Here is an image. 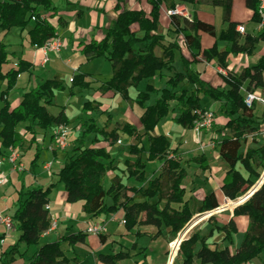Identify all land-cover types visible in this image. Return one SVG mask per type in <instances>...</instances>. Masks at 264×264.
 Returning <instances> with one entry per match:
<instances>
[{"label": "trees", "instance_id": "16d2710c", "mask_svg": "<svg viewBox=\"0 0 264 264\" xmlns=\"http://www.w3.org/2000/svg\"><path fill=\"white\" fill-rule=\"evenodd\" d=\"M115 9L119 10L116 18L106 28L100 39L81 41V51L90 58L105 57L111 63V77L100 84L101 93L109 90L119 93L130 103L136 102L143 110L139 120L143 131L140 132L129 122L116 123L107 130L109 115L104 126H99L90 116L99 110L100 103L86 100L77 118L79 131L72 140V146L64 153V161L55 172L56 180L46 186H24L17 191L15 208L11 213L17 238L0 252V264H15L18 257L22 258L28 248L35 249L24 264H77L80 256L62 247L66 243L71 249L85 242L87 232L78 230L60 235L54 240L41 242V234L50 225V209L45 207L49 202L51 190L57 183L63 184L66 201L69 203L83 201L82 210L89 217L108 216L119 210L123 211L124 227L131 230L141 225H153L156 231L152 237L161 234L162 228H169V236L175 238L178 232L191 220L194 210L187 195L184 179L187 167L179 159V153L165 134L153 135L158 122L170 112L175 113L172 120L183 128L194 129L198 120L197 110H206L200 104V95H207L219 102L218 112L226 118L223 125L212 123L215 136L213 143L221 159L226 163L222 175L220 190L223 196L235 200L245 194L259 179L264 169V107L261 113L256 112L258 99H253L248 106L242 88L250 93L257 90L264 94V55H261L253 68L246 66L240 72L227 69L229 54H251L255 45L264 41V17L260 13V0H245L252 16L262 21L260 31L256 35L246 34L241 42L236 27L237 22L230 18L232 0H217L223 9V20L227 26L216 31L215 26L199 19L194 13L189 17L170 14V24L174 35L167 37L158 32L160 9L162 5L174 9L177 2L193 0H148L151 8L149 13L143 9H120L116 0ZM56 17V23L53 18ZM33 19V20H32ZM28 30L30 43L42 47L44 43L57 35V25L66 22L58 15L53 0H0V30L12 27L24 29L30 22ZM137 25V30L131 26ZM139 32V33H137ZM200 32H205L228 44L219 50L216 42L209 48L202 49ZM182 35L184 44L192 59L180 55L182 70H175L174 51H180L177 36ZM160 53L155 52L156 48ZM202 54L206 61L215 59L226 73H220L227 88L213 86L201 77L200 72L191 64L197 62ZM16 55L7 50V45L0 42V81L6 86L0 90V155L8 147H22L24 138L18 130L24 124V133L31 135L34 142L39 130L56 129L59 125H69L71 119L62 108L53 114L48 106L53 104L55 92L66 88L65 82L58 76L47 78L22 93L19 103L11 107L8 94L14 87L21 72L29 71L32 64L16 56L15 66L4 70ZM173 71L161 88L147 82L142 90H137L135 98H131L130 88H137L143 80L162 75L163 70ZM86 73L72 76L68 93L74 94V88L86 89L90 82L85 79ZM153 94H157L155 98ZM258 96V95H257ZM119 130L133 138L127 146L133 159L124 160L123 173L135 184L127 185L118 174L110 177L105 183L109 171L116 168L115 157L104 146H94L100 140H107L113 145L119 140ZM146 138L147 145L144 144ZM252 141L256 146L243 145ZM40 149H37L30 164L37 165ZM148 161H161L158 175L149 177L146 166ZM189 162H195L202 170L210 168L209 161L202 153L193 156ZM175 204L176 206H174ZM220 206L214 191L204 195L197 206V211L204 212ZM247 217L246 228L240 244L234 252L229 245L234 242V234L238 227L235 217ZM210 215L208 220H212ZM223 233L221 238L226 243L223 247L217 241H209L214 231ZM136 233H141L138 229ZM101 241L104 234H98ZM22 244L25 248L22 249ZM180 264H246L255 257L264 255V182L244 202L233 209V215L223 224H217L204 234L199 229L182 239L178 247ZM129 252L99 253L98 259L105 264L129 257Z\"/></svg>", "mask_w": 264, "mask_h": 264}, {"label": "crops", "instance_id": "0c3cea01", "mask_svg": "<svg viewBox=\"0 0 264 264\" xmlns=\"http://www.w3.org/2000/svg\"><path fill=\"white\" fill-rule=\"evenodd\" d=\"M53 2L55 4L54 0ZM116 2H117L116 0H60L59 4H61V6L59 4L57 5L55 4L58 9V15H60L66 22L64 25H57V28H56L57 35L61 38V47L58 51L60 52L59 55H57L58 52L55 53L54 51H51V50L45 51L43 47H35L30 43L29 36H28V30L33 25L32 21L24 29H21L19 27H12L10 30H7V31L0 30V32H2L4 36L9 35L11 33L16 34L14 35L12 41L5 42L4 38H1L0 42L7 45V50L9 52H14L17 57H21L22 59H25L32 64L29 71L21 72L18 75L14 87L11 89V91L8 94V100L11 102V107H14L19 103L20 99L22 98V93L24 91L28 90L29 88H32L37 83L47 78H53L54 76H58L64 80L65 85H66V88L64 90H59V91H66L68 96H74L83 90L90 91L91 96L85 99L84 101L94 100L95 102L100 103L99 110L92 112L90 116L93 117V114L96 112L105 114V121L103 124L104 126L106 124V121L109 115V120H108L109 123L108 125H106L107 130L112 129L116 123H123L126 121V122L131 123L140 132H142L143 129H142V126L139 120V116L142 113L143 109L136 102L130 103L129 101L124 100L119 93H115L111 90L104 92V93H101L98 90V87L100 86V84L108 80L111 77L112 67H111L110 61L106 59L105 57L90 58L89 56L85 55L81 51V46H79V43L81 41L87 42L92 38L98 40L103 37L106 28L116 18L117 13L119 12V10L115 9ZM119 5H120V9H123V8L143 9L146 13H149L150 8H151L148 0H120ZM177 5L182 6V8H184L185 12L188 13L189 16H191V14L194 13L199 19L213 24L217 32H219L221 29L227 26V22L223 20L222 6L217 0H193L192 2H184V1L179 2L178 1ZM167 10L168 9L166 8L165 5L161 6L160 20H159L160 24L158 27V32L165 34L167 37H172L174 35V32L172 31L173 28L170 24V16ZM261 15L262 17H264V7L262 8ZM215 17L219 21L220 26H217L216 24L217 21L215 20ZM230 18L232 21H235L238 23L237 27L239 25H243L244 27V31L242 33L238 32L239 35L241 36V39H240L241 42L243 41V38L246 34L256 35L260 31L261 24L260 22H258L257 18H254L252 16V11L246 6L245 0H232ZM53 22L56 23V17L53 18ZM237 27H236V30L238 31ZM131 28L133 30H137V25L133 24ZM177 39L180 45V51L179 50L174 51L173 65H174L175 70H182L183 63L181 61L180 55L182 54L188 60H191L192 56L184 44L183 36L179 35L177 36ZM200 39H201L202 49L209 48L216 42L218 49L223 50L228 44L227 42L223 40H216L214 36L207 34L205 32H200ZM64 48L65 50H68L66 48H70V49L64 52L63 51ZM157 49L160 52V49L158 47L155 49V52L157 53L156 51ZM74 51H77L83 54L84 61L79 62L76 65L77 68L75 67L76 69L75 70L73 69L74 71H71V73L68 74V76L67 75L65 76L63 70L60 68H57L59 67L58 60L64 61L66 59L65 64L71 63L72 61L69 58V53L74 52ZM261 55H264V41L263 40H260L255 45V48L251 54H246V53L229 54L227 56V64H228L227 69L233 72H240L244 67L250 66L252 67L253 71H255L257 68H253V66L255 65L256 61ZM16 56L14 58H11V62L4 66V70L10 66H15ZM96 58H104V60H107L110 63L111 69L108 70V72L105 74L104 77H102L101 72L95 73L92 71H86V70L81 69L83 63H87L88 61L94 60ZM197 59L198 61L192 63L191 67L197 70L198 72H200L201 77L204 80L208 81L213 86H220L224 88L228 87L227 85H225L222 77L220 76V73L222 74L226 73V69H223L222 67H220L215 59L206 61L202 54H200L197 57ZM77 73L87 74L85 79L90 82V87L86 89L75 87L74 94L70 95L68 93V87L70 85V80L72 79V76ZM161 73L163 76L156 75L148 80L141 81L139 85L137 86V88L131 87L129 91L131 98H135L137 90H142L145 87V84L147 82L152 83L156 88H161L165 80L168 78V76L173 74V71H169L165 69ZM22 76L24 77V81L21 86H18V81ZM5 86H6V82L0 81V90L4 89ZM17 88H20L22 90H19L17 92ZM241 91L243 92L245 96L247 91L244 90V88H242ZM258 91L260 92V90H257L255 94L260 97L261 95L259 94ZM56 94H57V91L55 92V97H56ZM153 95H152L153 98L157 96V94H153ZM83 102H82V105H83ZM120 102H123V103L126 102L129 105H134L128 109V113H127V109L124 111L126 115H124L122 119L123 121L120 119L115 120L112 116L113 114L112 103L114 105H118ZM69 103L70 102L62 105V104L55 103L53 100V104L49 105L48 109L53 114H57L62 108H64V112L71 119V116L74 115L75 112H78V105L76 106L75 112L71 115L66 109ZM1 105H2V101L0 99V106ZM216 105H217V109L216 110L211 109V110L217 111L218 105H219L218 101L216 102ZM53 106H57V107L54 109ZM81 107H80V110H81ZM204 108L210 109L209 107H204ZM216 113L217 115H215V119H214L215 125L216 126L223 125L226 121V118L222 116L219 112H216ZM79 114L80 113L78 112L76 117H78ZM174 114L175 113H171V118ZM161 120L155 126L151 134L153 135L163 134L162 130L159 127ZM112 123H113V126L110 129H108ZM21 124H22V128L21 129L18 128V130L20 134H22L24 138V144H25V140H26L25 137L27 135L26 133H24V129H23L24 124L23 123ZM21 124H19V126ZM68 126L70 127L72 126V124L70 123ZM79 127L78 129L76 128L77 133L79 131ZM54 130L55 129H49L46 131L39 130L38 133L36 134L34 142L30 141L31 135L29 134L30 137H28L27 144L29 147L33 145L34 150L33 151H31V149L29 150V152H31L29 162L26 166L23 165L22 171L18 172L17 170L13 169L11 167V164L5 158V156L9 153V149L11 147L6 148L5 153L3 155H0L1 168L5 170L6 173H8L9 171V177L12 173H16L19 177H21V175H23V173L27 170L33 177L32 183L38 180L37 176L39 177L49 176L50 177V174L55 173L61 167L64 161V153H65L62 151V149L61 150L55 149L56 146L53 140ZM189 131L193 135L194 129H189ZM205 131L206 132L203 135V138L201 140L203 142L207 141L208 139L212 141V137L215 136L213 128L211 127L210 129H205ZM70 133H71V127H70L69 135ZM69 135H68L69 143L71 142L72 144V140L77 136V134L75 135V137L73 136L72 138ZM119 135L122 137L123 146L118 145V142H115L113 145H109V142L107 140H100L99 142L94 144V146H104L106 150L109 151V153H111V155H113L116 159L114 163L116 165V168L113 171L108 172L105 183L106 184L108 183L111 176H113L114 174H118L121 176L123 183H126L127 185L135 184L133 179H128L126 177V174L123 173V170L125 168L124 160L127 158H131V159L134 158V156L131 155L127 149V146L133 142V138L127 135L126 133H123L120 130H119ZM182 136L184 137L185 134H183ZM44 141H46L47 144H44ZM145 141H146V138H144V144H145ZM101 142H103L104 145H101L100 144ZM193 142H194V139H193ZM145 145H147V142ZM113 146H117V148L115 147L113 149H109L110 147L112 148ZM186 146H187L186 142L179 145L181 150H186L188 148ZM189 146H195V145H189ZM14 148L21 151L22 147H14ZM44 148L47 149V152H46L47 157L41 158V154ZM173 148H177V147H173ZM37 149H40V156L37 160V165L33 167L31 166L30 162ZM121 150L122 152H120ZM178 151L179 150L177 149V152ZM202 153L208 159L210 168L208 170H202L197 163L190 162V163L196 164L199 167V171L202 173L201 175L203 177V181L197 184L192 192L190 193L187 192V195L191 197L190 198L191 205L193 206L192 202L194 201L193 198H195L194 202L197 203V206H198L199 201L197 198V192L199 190H201L204 193L202 198L204 197L206 193L210 191H214L217 196V199L219 200L220 205H222L228 199L227 197L223 196L220 190L222 175L227 168L226 163L223 160L222 161L224 163L220 161L221 157L219 156L217 149L214 152L215 155H213L214 160H210L211 158L209 157V155H207V153H205V151H200V153H197L196 155H199ZM196 155H193V156H196ZM20 161H21V158H20ZM58 161H61V165L59 166V168L53 169V165L55 164V162H58ZM47 163H50V169H47L45 167ZM154 165H158L156 170H154L152 167ZM160 165H161V161H148L147 166H146L147 175L149 177L158 175L161 170ZM187 176H188V170H187ZM183 184L184 186H186L185 183ZM21 185L25 186L24 181H21L20 184L17 185V188L16 186H14L15 193L18 191ZM15 201L13 203H15ZM48 203L50 207L49 208L50 214H53L54 216L57 217V224L55 228L48 229L41 234V238H40L41 242L48 241V240H54L58 238L60 235H66V234H69V233H72L78 230L85 231L87 225L91 222H102V224L105 227V231L103 232L104 234L103 241L100 240L98 234L87 232V236H86L84 243L79 242L75 244L72 247V249L66 243L62 245L63 248L67 250L70 249L71 252L69 251L66 252L67 255L70 256L72 255V252H74L80 256V261L77 264H105L98 259L99 253L108 254V253H116L119 251L129 252L130 256L116 261L115 264H167L169 260L167 251L169 250V248H171L172 241L176 237H178V235L182 231L180 230L178 232L179 234H177L175 238H172L169 236V233H168L169 228H162L161 234L157 236L156 238H153L151 235L152 233L156 231V227L153 225H141L138 227H134L131 230H127L124 227L122 210H119L118 212L114 214H110L108 216L101 215V216L91 218L89 217L87 213H85L82 210V205H83L82 200H78L73 203H69L66 201V191L64 190L63 184L61 183H57L56 186L51 190ZM173 205L176 206L175 204ZM233 209L229 211H225L224 213H218V214L216 213V215L214 214L215 213L214 212L213 214H211V215H214V218L212 220H208L209 217H207L206 219H202L199 222L196 221V223L190 229H188L187 233L183 236L182 239L188 237L192 233V231H194L195 229H199L200 234L204 235L213 226L217 224H223L233 215ZM0 211L4 212V209H0ZM5 213L11 215L12 212L11 213L5 212ZM235 221L237 223L238 231L237 233L234 234L233 244L229 245V249L231 252H234L236 248L238 247V245L240 244V241L243 236V232L246 228L247 217L245 215L237 216L235 217ZM186 226L187 225H185L184 227ZM138 229L141 231V233L137 234L136 230ZM12 231L16 232L14 228L11 230H7L5 228L4 231L0 233V252L4 250L8 244L12 243L10 242L8 244H5L8 239H10L9 241H11L15 238V233L14 234L10 233ZM238 233L240 234V236H239V240L236 241L235 237H236V234ZM222 236H223L222 232L215 230L213 233V236L209 238V241H217L219 243V246L223 247L224 245H226V243L221 240ZM159 239L163 241L162 246L158 250H156V254L152 258H150L151 257V255H149L150 250L155 249L152 246V244L156 240H159ZM144 240H147V242L149 243L145 244ZM81 245L84 247L82 250H79V246ZM178 247H177L175 254H177V258H180V256L178 255ZM24 248L25 246L24 244H22V249ZM34 249H35V246L28 248L24 257L22 258L18 257L15 261V264H24V262H26L28 256L32 253ZM171 252H172V249H171ZM171 252H170V255H171ZM258 258L261 259L262 262L264 263V259H262V255H260ZM255 260L256 258H253L246 264H256ZM179 263H181V261H179ZM194 264H199V260H195Z\"/></svg>", "mask_w": 264, "mask_h": 264}, {"label": "rangeland", "instance_id": "374dc122", "mask_svg": "<svg viewBox=\"0 0 264 264\" xmlns=\"http://www.w3.org/2000/svg\"><path fill=\"white\" fill-rule=\"evenodd\" d=\"M54 1H55L56 5L59 4V2H60V0H54ZM63 3H64V1H63ZM59 5L61 6V4H59ZM177 15H178L179 19H180L181 16H183L181 13L177 14ZM215 20L217 21V23H216L217 26H220V23L216 19V17H215ZM14 35H16V34L11 33L9 35L4 36L3 33L0 32V39L4 38L5 42L12 41ZM66 49L69 50L70 48H66ZM68 50H65V48L63 49L64 52H66ZM156 51H157L158 54L160 53L158 49ZM59 53L60 52H58L57 55H59ZM83 57H84L83 54H81L80 52H77V51L71 52V53H69V58L71 59L72 62L65 64V62H66L65 60L66 59L64 61H59L58 60L59 67H57V68L62 69L64 74H65V76L66 75L68 76V74H70L71 71H74L77 68L76 65L79 62L84 61ZM105 63H106V65H105ZM81 69L82 70H86V71H92V72H95V73H100L101 72L102 77H104L105 74L108 72V70L111 69V68H110L109 61L104 60V58H96L94 60L88 61L87 63H83ZM161 76H163V75H161ZM23 81H24V77L22 76L19 79V81H18V86H21ZM19 90H22V89L17 88V92ZM259 94L261 96H260V99H258L259 104L256 107L257 108L256 112L258 114L261 113V110L264 107V94H263L262 91L259 92ZM90 96H91V93L88 90H83V91L79 92L78 94H76L74 96H68L66 91H57V94H56V97L54 99V102L57 103V104H62V105L67 104L68 102H70L67 105L66 109L72 115L75 112V109H76L77 105H78V112L80 113V107L82 105V102L85 99L89 98ZM153 96H155V95H153ZM216 102H217L216 100H214L213 98H211V97H209L207 95H204V94L200 95V104L203 107H209L210 109H215L216 110L217 109ZM112 105H113V108H112L113 114H112V116H113V118L115 120H117V119L122 120L124 115H126V113L124 111L127 109V113H128V109L131 108L132 106H134V105H129L126 102L125 103L120 102L118 105H114L112 103ZM53 107L55 109L57 106H53ZM78 112H75V114L71 116V124H72V126H70L71 127V133L69 135L71 138L73 136L75 137V135L77 134V129L79 127V124L77 123V118H76V115L78 114ZM214 112H215V115H217L216 112H218V110L214 111ZM93 117L96 119L98 125L103 126L104 121H105V114L100 113V112H96V113L93 114ZM112 126H113V123L110 125V127L108 129H110ZM159 127L162 130L163 134H165L169 138V140L172 142V146L173 147H177L176 149L179 150L178 151L179 157H180L183 165L188 168L187 169L188 170V176L185 179L184 183L186 185L187 192L190 193V192L193 191V189L195 188V186L197 184H199V183H201L203 181V177L201 175L202 173L199 171V167L196 164H194V163H190L189 159L193 155H196L197 153H200V151H205V153H207V155H209V157L211 158L210 160H214L213 155H215L214 152L217 149V147H216V145H214V143L210 139H208L205 142H203L201 140L203 138V135L206 132L205 129H204V131L200 130L199 132L194 130V133L192 135L190 133L189 129L183 128L180 124H177L176 122H174L172 120L171 113L161 120ZM18 128L21 129L22 128V124ZM262 131H263V137H264V125L262 126ZM183 134H185L184 137L182 136ZM26 135H27L26 136L27 138L25 137V139H26L25 140V144L22 146L21 151H20L22 153L21 161H22L23 165H25V166L29 162V158H30V154H31V152H29V150L30 149H31V151L34 150L33 149V145L31 147H29L28 144H27L28 143V137H30V135L28 133ZM120 135H119V137H120L121 140L119 139L117 142H118V145H122L123 146V140H122V137ZM193 139H194L195 143L193 142ZM46 141H44V144H47ZM185 142L187 144L186 147H188V148L186 150H181L179 145H181L182 143H185ZM100 144L104 145L103 142H101ZM145 144H146V141H145ZM189 145H195V146H189ZM247 145L256 146V144H254L252 141H249L248 143L243 145V148H245ZM71 146H72V144L70 142L69 145L65 149H62V151L63 152L68 151L71 148ZM115 147L117 148V146H113L112 148L108 147V148L109 149H113ZM120 148H121V146H120ZM55 149L59 150V148H56V147H55ZM46 152H47V149L44 148V150H43V152L41 154V158H46L47 157L46 156V154H47ZM120 152H122V150ZM220 161H222L221 158H220ZM222 163H224V162L222 161ZM60 165H61V161L55 162V164L53 165V169L59 168ZM152 167H153L154 170H156L158 165H154ZM17 171L20 172L22 170H17ZM262 172H263V170L261 171V173ZM38 177L39 176H37L38 180H36V182L34 181L32 183L33 177L27 170L23 173V175H21V177H19L16 173H12L10 175V177H9V171H8L5 184H0V209H4V212H2V213H5V212L11 213V212H13V210L15 208V203H13V202L17 198V192L15 193V190H14L15 187L14 186H16V188H17V185H19L21 181H24L25 186H27V185H29V186H37V185L46 186L49 182L56 180L55 173L50 174V177L49 176L48 177H46V176L43 177L42 176V177H39V178ZM7 182H9V183H7ZM3 192H4V194H3ZM203 194L204 193L201 190H199L197 192V198H198L199 202H200V199L202 198ZM243 195H241V196H243ZM193 200L195 201V198H193ZM194 201L192 202L194 215H193V217L191 218V220L189 221L188 224H190L192 222H195V221L199 222L202 219H206V217H209L211 215V214L210 215L207 214L208 211H204V212L197 211V203H195ZM225 211H229V210H222L220 212H215L214 214L216 215V213L217 214L218 213H224ZM5 228L6 227L4 225L0 224V233H2ZM13 228H14V226H13ZM10 233H12V234L15 233V238L13 240H11V241H9L10 239H8L5 244L13 242L17 238V232H13L12 231ZM239 236H240L239 233L236 234V237H235L236 241L239 240ZM144 242H145V244L149 243V242H147V240H144ZM162 243H163V241L161 239H159V240H156L152 244V246L155 249H151L150 250V253H149V255H151L150 258H152L156 254V250H158L162 246ZM83 247L84 246H82V245L79 246V250H82ZM170 252H171V248H169V250L167 251L168 256H170ZM255 258H256V260H255L256 264H264L261 259H259L258 257H255ZM262 259H264V255H262ZM179 261H181V259L177 258V254H175L174 258L172 260V264H180Z\"/></svg>", "mask_w": 264, "mask_h": 264}, {"label": "built area", "instance_id": "2783aa9c", "mask_svg": "<svg viewBox=\"0 0 264 264\" xmlns=\"http://www.w3.org/2000/svg\"><path fill=\"white\" fill-rule=\"evenodd\" d=\"M260 13L262 12V8L264 7V0H260ZM168 14H182L185 17H189L188 13L185 12L184 8L180 5H176L174 9L167 10ZM262 26V21L260 22ZM238 32L242 33L244 31L243 25H239L237 27ZM45 51L51 50L57 53L61 47V38L56 35L50 39H48L44 45L42 46ZM260 99L255 93L247 92L245 95V102L249 106L253 99ZM199 115L198 120L196 122V126L194 130L199 132L200 130L210 129L212 127V123L215 119V112L211 109H206L202 112L197 110ZM70 132V127L68 125H59L53 132V140L54 144L59 149H65L69 145L68 135ZM6 160L11 164V167L15 170H23V164L20 161L21 152L14 147L9 149V153L5 156ZM47 169H50V163H47L45 166ZM7 173L0 166V184H4L6 181ZM46 208L49 207V203L45 204ZM219 212V211H217ZM0 223L4 224L7 230L13 228V222L11 219V215L2 213L0 211ZM57 217L53 214H50V225L48 229H53L56 227ZM86 232L93 234H100L105 231V227L102 222H91L87 225Z\"/></svg>", "mask_w": 264, "mask_h": 264}, {"label": "bare ground", "instance_id": "6f19581e", "mask_svg": "<svg viewBox=\"0 0 264 264\" xmlns=\"http://www.w3.org/2000/svg\"><path fill=\"white\" fill-rule=\"evenodd\" d=\"M238 197V196H237ZM243 197L244 196H240L238 197L237 199L235 200H230V199H227L222 205L218 206L217 208L215 209H212V210H209L207 212V214H211V213H214V212H217V211H222V210H231L233 209V207L235 205H237L238 203L242 202L243 201ZM207 218V217H206ZM196 223L195 222H192L190 224H186L187 226L180 232V234L178 235V237H176L173 241H172V244H171V249H172V252H171V255L169 256V260H168V263L167 264H171L173 258H174V255L176 253V250H177V247L181 241V239L183 238V236L187 233L188 229H190L194 224Z\"/></svg>", "mask_w": 264, "mask_h": 264}, {"label": "water", "instance_id": "95a60500", "mask_svg": "<svg viewBox=\"0 0 264 264\" xmlns=\"http://www.w3.org/2000/svg\"><path fill=\"white\" fill-rule=\"evenodd\" d=\"M264 182V169H263V172L261 173V176L259 177V179L254 183V185L243 195V201L244 202L249 196H251V194L256 191L260 186L261 184ZM242 202L238 203V204H241ZM237 204V205H238ZM235 205V206H237ZM213 214V213H211Z\"/></svg>", "mask_w": 264, "mask_h": 264}]
</instances>
